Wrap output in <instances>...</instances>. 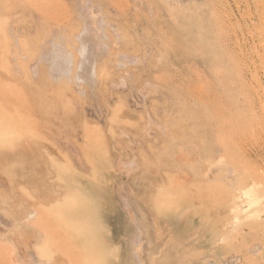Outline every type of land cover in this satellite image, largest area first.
Listing matches in <instances>:
<instances>
[{
  "label": "rangeland",
  "instance_id": "obj_1",
  "mask_svg": "<svg viewBox=\"0 0 264 264\" xmlns=\"http://www.w3.org/2000/svg\"><path fill=\"white\" fill-rule=\"evenodd\" d=\"M75 2L58 0L57 19L47 20L33 6L35 0H31L33 5L28 0L0 1V134L3 136H0V152L13 145L17 147L25 140L37 141L42 143L38 157L45 161V168L27 171L30 182L20 180V175L26 173L22 162L0 164V254L5 256L0 255V264H32L31 257L16 253L25 246L35 247L37 252H45L48 247L54 254L62 247L60 250L65 252L58 254L66 259L62 256L70 251L68 260L73 259L72 264H249L246 257L250 247L257 249L254 255L250 254L257 257L250 264L264 261V225H251L250 216L256 205L252 209L241 201L240 212L230 207L233 189L251 182L244 179L243 168L236 165L238 170L234 172L243 174L238 177L233 172L235 164L216 165L220 171L214 172L212 168L214 171L208 173L207 180L203 175L205 181L198 183L193 173L198 171L199 162L191 167L185 160L189 155L186 147L181 158L173 139L171 124L182 118L177 112L179 106L173 108L177 105L174 104L175 90L168 84L176 68L169 50L182 40L177 35L184 26L181 17L190 10V4H201L202 0L180 1L181 6H174L173 0H93L95 6L101 7V28L108 39H102L104 50L94 57V63L85 57V53L94 51L88 49L91 43L88 34L86 37L87 23L80 16L79 3ZM212 2L204 0L203 5H198L201 13L207 17L209 11L216 9L222 17H218L219 21H225L228 27V23L238 27L236 40L250 45H243V51L249 53L247 62L251 64V72H258L260 78L259 83L247 85L244 91L254 95L251 86L255 85L264 98L263 63L261 60L253 63L256 55L251 54L258 42L253 41L251 32L247 34V21L241 16L246 7L242 0ZM170 6L175 12H171ZM207 25L206 31L216 30L217 24ZM241 27L246 29V35L240 33ZM259 31L256 28L254 33L260 36ZM105 50L108 51L105 53ZM5 53L7 57L3 56ZM190 65L194 70L196 65L193 62ZM196 71L205 78L198 86L206 93L212 72L201 67ZM216 91L207 93L214 98ZM182 97L187 100L184 94ZM259 114L257 111L258 118ZM263 114V121L258 125L253 117L250 119L253 122L245 119L248 120L245 123L241 118L238 129L244 127V132H248L244 134L240 129L238 133L247 142L243 146L248 158L255 161V170L264 175ZM222 173L236 175L241 181L236 180L237 185L233 176L230 182ZM225 178L231 183L228 186ZM263 189L260 187L259 191ZM56 194H59L57 200L53 199ZM263 202L264 197L257 207L261 208ZM89 216L95 219L92 221ZM262 216L264 220V213ZM73 221L79 224L67 223ZM44 230L49 233L45 234ZM95 237L104 241L98 242ZM45 243L49 246L44 248ZM37 244L44 250L34 246ZM85 247L90 254L96 251L95 247L96 252L103 254L90 255ZM43 252H39L43 258L49 255ZM234 255L238 261L232 263ZM91 256L96 258L92 257L93 260ZM41 257L35 261L42 263L50 259L41 260ZM68 260L63 261L68 264Z\"/></svg>",
  "mask_w": 264,
  "mask_h": 264
},
{
  "label": "bare ground",
  "instance_id": "obj_2",
  "mask_svg": "<svg viewBox=\"0 0 264 264\" xmlns=\"http://www.w3.org/2000/svg\"><path fill=\"white\" fill-rule=\"evenodd\" d=\"M0 1L2 2L4 0H0ZM28 1H30V3H31V0H28ZM57 1L58 0H35V5H33L32 3L31 4L33 6H36V8L38 10L42 11L43 15L48 18L47 20H49L50 18L55 19L57 17L56 16ZM180 1L182 2L184 0H173V2H174L173 5L176 6L177 4L180 3ZM212 1L214 2V0H212ZM203 2H204V0H202V3ZM75 3H79L78 6L80 8V16H82L85 19L86 23H87L86 37H87V34H88V40L91 43V46H89L88 49H93V51H94L92 53L88 51L87 53H85V57H88V59L91 62L94 63V61H93L94 57L95 56H99L102 53L101 52L102 49L104 50V45H103L102 39L108 40L107 38H105L103 36L104 28L102 27L103 30L101 28V23H102V18H101V14H100L101 7L99 8L98 6H95L93 4V0H77V2H75ZM201 4H198V3L197 4H193V5L190 4L191 7H190V5L188 7L190 10L187 11L185 9L187 12L184 11L185 13L181 17L183 22H184V26L181 27V29H179L177 31L179 33L176 32L177 35L179 34V38H181L182 40H181L180 43H177L175 45V48H171L169 50L171 56H173V64L176 67L174 69V71H173L172 76L169 77V79L171 81L168 83V84H172L173 87H174V90H175V102H174V104H177V105L174 106L173 108H175L177 106L182 108L180 110L179 107H178V111H177V109H175L178 113H181L180 114V116H181L180 118H182V119L179 120L177 123L173 122L171 124V127H172V125L174 126L173 129H174V134L175 135H174L173 139H174V142L176 144L175 147L177 146L176 148L179 149V154L180 155L183 152L182 149H184V147H186L187 150L186 149H184V150H186L189 153V155L186 156L185 160H186V162L190 163L191 167H192V165H195L196 163L199 162L200 166L198 167V171L192 168L193 169L192 171L195 170V172L193 173V177L198 181V183L202 182V180L205 181L204 179H202V178H204L203 175L206 176V180H207V177L210 175V174L208 175V173H210V171H212V168H214V170L215 169L219 170L220 168H215L216 165L227 163V165L229 166L228 163H230L232 165L235 164V166L239 165L240 168H243L244 177H245L244 179L245 180H247V179L249 180L250 179L251 182L236 186V188L233 189L234 192L232 193V197L233 198L230 200V202H231L230 207H231V209L234 212H240V211H242L241 201L247 202L248 206L251 207V208H252L253 205H256V207L253 206L256 210H254V213L252 214V217L250 216L251 214H249V216H250L251 219L253 218L252 221H251V225L260 227L261 225H264V220H263V216H262V214L264 213V202H263L261 208L258 206L259 209H258L257 205H259L263 201V197H264V195H261V193H263V191H264V189L262 188L264 186L261 185V181L264 182V180H262L261 178H264L263 177L264 175L261 172H258V171L255 170V165H256L255 161H253L252 158H248V155L246 154L245 147H244L245 144L243 146V143H247V142L242 141L243 138L239 137L241 132H243L245 134V133L248 132V130H246V132H244V129H243L244 127H243V128H240L242 131L240 133H238L239 132L238 130H240V129H238V127L241 126V118L243 119V121L245 119H249V121H250L251 117H253L254 119H256V121H258L257 125L263 121L262 114L264 113V98H262V95H260L259 89L256 88L255 85H254V87L251 86V88H254V91H253L254 95H250V93L248 92L250 96L244 91L247 85H252L253 83H256V82H258L260 80V78L258 77L259 74H258V72H254V74L251 72V71H253L251 69V66H250L251 64L248 65V62H247L249 53L247 54L245 51H243V45L245 46L246 43H247V45H249L248 42L242 43V41L238 42V39L236 40L237 36H239V35H237V32H236V29L238 27L237 28H235V27L233 28V25L231 23H228V25L230 26V27H228L225 24V21H224V23H223V21H219L218 17H220V18H222V17L219 16L218 12H216V9H215V11H209L208 12L209 16H208V14H206L207 15V17H206L205 14L203 15L201 13L200 6H198V5H201ZM242 5L246 7L245 11L244 10L242 11L241 16L244 18V20L247 21V24H245L247 26V34L249 32H251L253 34V41H254V39H257V42H258L256 44L257 48L255 49L254 53H253V51L251 53L252 55H254V54L256 55V59H254L253 63H256V61H260L261 60V62L263 63L262 71L264 73V0H242ZM187 6H188V4H187ZM239 7H241V6H239ZM169 8L171 9V12H173V11L175 12V10L172 9L171 6ZM227 9H229V8H227ZM203 10H205V8ZM239 10H240V8H239ZM229 12H231V11H229ZM224 13L225 12H222V14H224ZM222 20H224V19H222ZM231 21L229 20L228 22H231ZM210 22L213 25L217 24L216 30L211 32V33L208 32V30L207 31L205 30V28H206L205 26H208L207 24H210ZM243 22H242L241 25H243ZM53 23H55V22H53ZM240 23H241V21H240ZM212 28L214 29V27H212ZM256 28H260V31H259L260 32V36H258V35H256L254 33V30ZM245 31H246V29L244 27H241L240 33L242 32V33L245 34L246 33ZM210 35H212V36H210ZM225 35H226V37H225ZM243 40L246 41L245 38ZM105 43H108V42H105ZM5 47H6V50L7 49L9 50L8 46H5ZM254 47H252V48H254ZM252 48H250V49H252ZM107 51L108 50H105V53ZM10 53L11 52L9 51V54ZM246 55H247V57H246ZM3 56H6V53ZM5 60L9 61V59H5ZM99 60H100V58H99ZM99 60H97V61H99ZM191 62H193V66L196 65V66H194V70L195 71L192 69V67L190 65ZM158 63H160V62H158ZM1 66L3 67V65H1ZM199 67L203 68L204 70L209 69L212 72L211 73L212 74V76H211L212 77V82H208V85L210 86V89H208L207 91L208 92H212L213 89L217 90L218 94L214 98H212V96H211L212 94L211 93H210V95L207 93V91L205 93L203 87L198 86V83L202 82L205 79V78H203L202 73L201 74L197 73L196 70H198ZM3 68H6V66L3 67ZM86 72H84L85 75H86ZM89 72H90V70H89ZM87 76H89V75L87 74ZM250 76L253 77L252 80L250 79L251 78ZM90 77H92V76L90 75ZM208 77H209V75H208ZM86 78H89V77H86ZM85 80L88 81V79H85ZM89 80H90V78H89ZM93 81H94V79H92V83H93ZM259 88H261V86ZM162 89H163V87H162ZM219 93L221 94V96H220ZM1 94H4V92H2ZM182 94H184L186 96L187 100H185V101L186 102L188 101L187 103L184 101V99L182 97ZM4 97H6V96H4ZM189 103H190V105H189ZM1 111H3V110H1ZM176 111H174V114L176 116L175 118H178L179 116L177 117L178 114H176L177 113ZM257 111H259V113H260L259 114V118L257 116ZM244 115H246L245 118H244ZM248 116H250V118H247ZM263 116H264V114H263ZM73 117H75V116L73 115ZM71 118H72V116H71ZM165 118H167V117H165ZM165 118H164V121H165ZM168 119H170V118H168ZM245 121H248V120H245ZM245 121H244V123H245ZM16 122H19V121H16ZM250 122H253V121H250ZM19 123H21V121ZM22 123H23V121H22ZM25 123H27V122H25ZM31 125H33V124H31ZM159 125H161V124H159ZM243 125H245V124H243ZM249 126H252V125H249ZM165 127H166V125H165ZM9 129H10V126H9ZM162 129H163V127H162ZM189 130H191V131H189ZM256 130H257V128H256ZM1 134H0V136L3 137ZM249 135H250V133H249ZM252 135H253V132H252ZM241 136H242V134H241ZM243 136H245V135H243ZM239 138L241 139L242 142L239 140ZM6 140H8V139H6ZM69 144L70 143H68V146H69ZM41 145H42V143H40V142H37V141H28L27 142L26 140L24 141V143H22L21 145H19L17 147H14L16 145H13V148L9 147L10 149H7V150H4V151L0 152V164H1V166H3V165H5L4 162L5 163L6 162H12V161H20V162H22L25 165V170H26L25 172L26 173H22L20 175L21 176L20 180L30 182V180H32V179H30V177L26 176V174L28 173L27 172L28 170H32V169H36V168L40 169L41 167L45 168V161L43 159L39 158L38 154H37L39 152V150L42 148ZM69 147L73 148L74 146L73 147L69 146ZM45 149H49V147H45ZM183 153H185V152H183ZM180 157L182 158L183 155H181ZM186 162H184V164H186ZM162 164L165 165V163H163V162H162ZM4 167H2V168H4ZM217 167H221V166H217ZM229 167H228V169H229ZM231 168L234 169V167H231ZM14 169L16 171V168H14ZM180 169H182V168H180ZM224 169L222 167V171L223 172H224ZM235 170H238L237 166L233 170V172ZM214 172H216V170ZM239 172H241V170ZM218 173H214V175L216 174L215 176L218 177V175H219ZM234 173H237L236 175H238V177L239 176H243L242 173L239 174L237 171L234 172ZM28 174H30V173H28ZM222 174H221V176H222ZM200 175L202 177H199ZM223 175L224 176L225 175L228 176L227 178H228V180H230V182L232 181L231 180V176H233V178H235V179H233V181H236V180L241 181L240 179L237 178L236 175H230V174H228V175L227 174H223ZM211 176H212V173H211ZM234 176H236V177H234ZM16 177H17V174H16ZM213 178L211 177V179H213ZM39 179H40L39 180V182H40L41 181V177H39ZM260 179H261V181L259 182ZM220 180L221 179H219L218 181H220ZM224 180H225V182L227 181L226 182L227 186L229 184H231V183L228 182V180L226 178ZM42 181L44 182V178H42ZM214 181H216V180H214ZM39 182L37 181V183H39ZM207 182H209V181H207ZM23 183L25 184V182H23ZM212 183H213V181H212ZM46 184L49 185V183H46ZM236 184H237V181H236ZM233 185L235 186V184H233ZM260 187H261V189H263V191H261V190L259 191ZM48 188L49 187H46L47 191H51V189H48ZM42 190H44V189H42ZM213 192H215V191H213ZM46 195H48V194H46ZM56 196H59V194H56L53 199L57 200L58 197H56ZM67 197H68V195H67ZM171 197H173V196H171ZM44 198H45V196H44ZM89 198H91V197H88V199ZM65 203H67V202H64V204ZM169 203H171V202H169ZM32 205H31V207H34ZM68 205H67V208H69V210H70V207ZM58 206H59V204H58ZM36 207H37V205H36ZM34 209H36V208H34ZM26 212H29V210H27ZM246 212L247 211H245V213ZM22 213H24V212H22ZM29 213L32 214V212H29ZM29 213L26 216H28ZM26 216H25V218H26ZM23 217H24V215L22 214V218ZM89 217L90 218H88V219L92 218V221L95 219V218L93 219V217H91V216H89ZM29 218L31 219L32 217H29ZM27 219H28V217H27ZM237 221H240V220H237ZM64 222L66 223L65 220H64ZM243 222L244 221H242V223ZM67 223H69V224L72 223L71 225H74V224L78 225L79 224L78 222H75V221L67 222ZM12 224L14 225V223H12ZM239 225H240V223H239ZM65 227H66V225H65ZM74 227H72V229ZM96 228L97 227H95V229ZM69 230H71V229H69ZM98 230H100V228ZM44 231L46 232V230H44ZM235 231H237V230L235 229ZM80 232H81V230H80ZM100 232H101V230L98 233H100ZM47 233H49V232H46L45 234H47ZM55 233H57V232H55ZM102 234L103 233H101V236H102ZM37 237H42V236L39 235ZM100 237H95V239L97 240V238H98V242H99V239L102 240V238H100ZM46 238H44L43 240H45ZM38 239H40V238H38ZM41 239H40V241H41ZM35 240H37V239H35ZM55 240H57V239H55ZM69 240L71 241V239H69ZM52 241H50V242H52ZM92 241H95V240H92ZM102 241H104V240H102ZM50 242L48 241V243H50ZM58 242H55V243H58ZM136 242H138V240ZM159 242H160V240H159ZM35 243H37V242L35 241ZM48 243H45V245H43V247L45 248V247L49 246V245H47ZM259 243L260 242L256 243V245L259 246ZM101 244H103V242ZM28 245H30V244H28ZM54 245H57V244H53V247H56ZM88 245L92 246V244H88ZM88 245L87 246L85 245V246L88 249H90L91 251H93L94 250L93 247L89 248L91 246H88ZM261 245H263V244L261 243ZM34 246H36V247L39 246L38 248L42 247L41 244H37V245H34ZM111 246H113V245H111ZM29 247H31V246H29ZM29 247L25 246L21 251H18V252L16 251V253L20 254V255H23V256H27L29 258L31 257L32 264H38V263L39 264H66L67 261H65L66 263H64L63 260H66V259L68 260L69 259L68 255H70L69 254L70 251L68 252L67 256H66L67 252L64 253V254L62 253L63 254L62 257H64V256L67 257L66 259H62L61 256L59 255L60 252H65V251L60 250L62 247L59 250H57L55 248L56 251H57L56 254H54L53 252L51 253L49 248L47 247L46 249H48V250L46 251V249H45V252L46 253L48 252L49 255L45 254V252H43V251H38L37 252L38 249L35 250V247L34 248L31 247L32 250H35L36 253H38V254H36V253H34L35 251L33 252L32 250H29ZM43 247H42V249H43ZM88 249L86 251L87 253H89ZM73 250H77V247L76 248L73 247ZM95 250L97 251L96 247H95ZM256 250L257 249L255 247H250L247 250L246 260L248 259L247 261H249L250 263L253 262V260L255 258H257V257H253L252 256V255H254ZM66 251H68L67 248H66ZM96 251H94V253L92 252L91 254L90 253L89 254L90 255H96L95 253H97V255H99L101 253V252L98 253ZM39 252H41V254L43 252L45 255H47V257L45 256L43 258L44 255L43 256L41 254L39 255ZM58 252H59V254H58ZM13 253H15V250H14ZM50 254H51V256H50ZM102 254H103V252L100 255L102 256ZM250 254H252V255H250ZM0 255H1V257H5V256H3L4 254H0ZM11 255H13V254H10V256ZM38 255H39V257L42 256L40 258L41 260H42V258L46 259L48 257L50 259H48V261L47 260L46 261L42 260L43 261L42 263L40 262V260L38 262H36L35 260L37 258H39ZM16 256L17 255L15 254V256L13 255L12 257H16ZM12 257H11V259H12ZM92 257L96 258V256H91V258ZM97 257H99V256H97ZM190 257H191V255H190ZM19 258L22 259V257H20V256H19ZM137 258H138V256H137ZM72 260L71 259L68 260L69 261L68 264H72ZM208 260H209V258H208ZM4 261H5V259L2 262H4ZM23 261H21V262H23ZM232 261H233L232 263L237 262L238 261V256L234 255ZM27 262H31V261H27ZM254 264H264V261H262L261 263H258V261H257Z\"/></svg>",
  "mask_w": 264,
  "mask_h": 264
}]
</instances>
